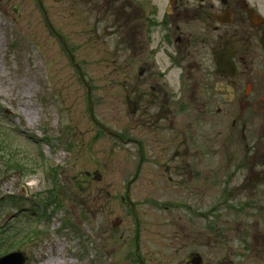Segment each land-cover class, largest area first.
<instances>
[{
    "label": "rangeland",
    "instance_id": "1",
    "mask_svg": "<svg viewBox=\"0 0 264 264\" xmlns=\"http://www.w3.org/2000/svg\"><path fill=\"white\" fill-rule=\"evenodd\" d=\"M41 1L44 11L38 0H0V257L22 251L27 264H138L140 233L146 264H264V110L254 113L246 141L215 108L178 106L174 71L166 81L172 115L167 107L158 129L163 102L150 86L163 80L155 65L140 75L145 53L130 42L131 31L145 28L137 8L144 0ZM160 1L153 3L163 16ZM135 88L138 99L146 94L138 116L127 103ZM91 101L103 127L145 143L143 160L137 144L93 121ZM184 142L188 162L198 164L193 179L185 160L173 159Z\"/></svg>",
    "mask_w": 264,
    "mask_h": 264
},
{
    "label": "flooded vegetation",
    "instance_id": "2",
    "mask_svg": "<svg viewBox=\"0 0 264 264\" xmlns=\"http://www.w3.org/2000/svg\"><path fill=\"white\" fill-rule=\"evenodd\" d=\"M214 1L161 0L166 2L161 16L163 6L160 10L153 3L156 0H144L137 4V8L145 19V28L142 31H131L130 42L132 47L140 46L145 53V66L141 68L140 75L144 76L155 65L158 66L153 73L155 78L163 80V84L152 82L150 86L152 96L163 102V109L157 113L159 116L154 127L160 128L159 123L163 119L161 115L166 113L170 105L168 78L175 71L178 74V91L183 98L178 101V106L186 109L189 103L192 109L202 110L205 114L215 108V114L226 117V120L230 118L231 127L240 128L242 137L247 141L251 137L248 129L249 125L253 126L254 113L260 107L264 110V18L261 14V10L264 11V0ZM161 56H166L165 60L171 62L165 70L161 69L166 62H161ZM135 89L133 95L137 97L138 88ZM145 95H142L141 100L138 97L128 99V104H132L128 109H131L133 116H138L142 111ZM150 106L148 104L145 107ZM168 112L172 115L170 107ZM213 128L217 134L216 125ZM255 134L258 135V131ZM120 136L124 142L131 141L138 145L142 160L146 157L145 143L141 139L128 138L122 134ZM185 139L188 141L186 135ZM184 144L187 148L184 152L177 151L173 159L183 158L186 163L183 172L193 179L198 164L194 167L193 163L188 162L192 152L189 144ZM245 148L249 153L252 148L256 149L250 144ZM215 150L214 155L219 161L216 143ZM204 153L196 151L195 155L202 158L206 155ZM204 158L212 162L209 157ZM172 182L175 184L171 178Z\"/></svg>",
    "mask_w": 264,
    "mask_h": 264
},
{
    "label": "water",
    "instance_id": "3",
    "mask_svg": "<svg viewBox=\"0 0 264 264\" xmlns=\"http://www.w3.org/2000/svg\"><path fill=\"white\" fill-rule=\"evenodd\" d=\"M101 178L102 177H100V175L96 173V179L101 180ZM23 194L26 195L27 194L26 191ZM115 226H117V224H115ZM26 263H27V258L25 257V254L22 252L13 253L10 255H6V257L0 258V264H26Z\"/></svg>",
    "mask_w": 264,
    "mask_h": 264
}]
</instances>
